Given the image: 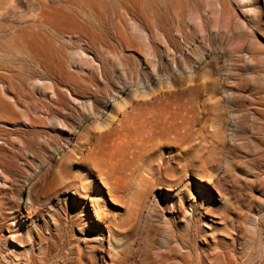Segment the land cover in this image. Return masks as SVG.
<instances>
[{"label":"rangeland","instance_id":"374dc122","mask_svg":"<svg viewBox=\"0 0 264 264\" xmlns=\"http://www.w3.org/2000/svg\"><path fill=\"white\" fill-rule=\"evenodd\" d=\"M219 1L236 16L238 50L233 53L228 49L221 29L226 47L220 58L221 73L216 75L212 59L199 68L185 70L184 57L189 67L222 44L216 41L215 26L207 33L199 31L202 18L218 16L209 8L219 7ZM31 3L0 4V13L5 14L0 21V35H4L0 37V62L12 57L8 41L24 36L21 32L27 27ZM46 3L56 6L59 0ZM192 5L201 9L187 22V30L196 32L189 43L180 36L178 25L173 35L179 51L166 44L164 37L155 41L162 52L160 62L172 58L182 61L179 71L173 67L176 88L167 90L155 83L146 98L160 104L173 129L187 130L184 139L167 143L161 151L177 179L166 187L155 185L151 193L139 197L137 192L146 190L148 183L135 169L136 157H128L125 149L116 153L106 149L108 139L100 140L98 134L61 181L58 158L50 154L49 137L61 132L62 126L42 130L43 138L38 137L30 147L25 138L28 121L2 117L0 264H258L250 261L246 252L257 236L254 229L260 237L259 259L264 255V0H193ZM52 14H47L49 23L54 21ZM68 34L64 31L61 40L72 39ZM212 38L216 44L210 46L205 40ZM67 62L69 70H77ZM137 68H146L143 59ZM121 72L117 70V75ZM35 82L27 87L34 96L45 92V98L52 99L49 90L36 91ZM9 98L13 101L11 95ZM69 98L81 105L71 95ZM227 98V120L236 129L234 154H225L218 166L207 164L205 161L214 156L212 145L216 141L211 134L214 104ZM120 119L115 118L112 131ZM70 134L67 132L68 138ZM31 178L35 184L27 186ZM87 179L89 189L83 190L78 183ZM88 195L102 200L105 218L101 221L95 217L94 203L85 200Z\"/></svg>","mask_w":264,"mask_h":264},{"label":"bare ground","instance_id":"6f19581e","mask_svg":"<svg viewBox=\"0 0 264 264\" xmlns=\"http://www.w3.org/2000/svg\"><path fill=\"white\" fill-rule=\"evenodd\" d=\"M47 1L51 0H0L1 5L20 2H32L33 5L27 27L21 32L24 36L16 35L7 40L11 47L8 48L12 53L11 59L0 62V70L5 71L0 73V118L28 121L30 129L25 132V138H28L26 143L30 147L36 144L38 137L43 138L42 130H55L57 126H62L61 132L49 137L50 154L52 158H58L57 176L61 181L66 180L65 172L79 160L82 149L99 134L100 140L108 139L106 149H113V153L117 149H125L128 157H136L135 169L140 170L143 180L148 183L146 190L137 192L139 197L151 193L155 185L169 186L178 176L165 162L161 151L167 143L177 138L184 139L187 130L183 133L181 128L173 129L161 113L160 104L146 98L155 83L160 85L159 88L165 85L167 90L176 88L172 80L173 67L176 66L175 70L179 71L182 61L172 58L169 62H160L162 52L155 41L161 42L164 37L166 44L179 51L180 45L173 30L178 25L180 36L189 43L196 32L187 30V22L200 13L201 7L193 6V0H59L56 6L48 5ZM218 3L219 7L209 8V12L218 13V16L206 20L202 18L199 31L207 33L210 27L215 26L216 41L222 42L224 39L220 32L224 29L226 46L235 53L238 46L234 37L238 28L236 16L222 1ZM49 12L55 16L50 23L47 21ZM4 16L0 13V21ZM64 31L72 39L61 40ZM205 41L210 46L215 43L213 38ZM64 42L70 47L71 58ZM224 47L223 42L220 47H211L212 52H205L189 67L184 57L185 70L199 68L212 59L216 75H219ZM192 54L193 51L190 52ZM139 59L144 60V70L137 68ZM67 61L77 70H69ZM79 62L86 70L79 67ZM119 69L122 72L117 75ZM33 80L38 81L33 88L36 91L41 88L49 90L52 99L47 100L45 92L35 97L30 87L27 88ZM69 95L82 106L75 105ZM229 107V99L218 100L214 104L216 115L211 134L216 141L212 145L214 156L205 161L207 164L218 166L223 163L225 154H234L236 129L234 123L229 125L227 120ZM120 116V125L112 131L111 124ZM67 132H71L69 138ZM187 164L183 167L187 168L190 163ZM34 184V178L27 182V186ZM78 186L88 190L90 182L87 179L79 182ZM92 199L89 195L85 197V200L94 203L95 217L101 221L105 218V212L101 210L102 200ZM254 232L253 229V234L257 236L253 237V247L246 252V256L250 261L264 264V255L259 259L260 237Z\"/></svg>","mask_w":264,"mask_h":264}]
</instances>
